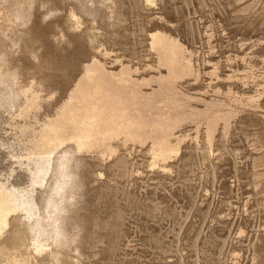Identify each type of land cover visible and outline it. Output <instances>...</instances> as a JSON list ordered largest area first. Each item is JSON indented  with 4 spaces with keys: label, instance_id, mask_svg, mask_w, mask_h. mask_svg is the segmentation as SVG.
Wrapping results in <instances>:
<instances>
[{
    "label": "rangeland",
    "instance_id": "374dc122",
    "mask_svg": "<svg viewBox=\"0 0 264 264\" xmlns=\"http://www.w3.org/2000/svg\"><path fill=\"white\" fill-rule=\"evenodd\" d=\"M0 264H264V0H0Z\"/></svg>",
    "mask_w": 264,
    "mask_h": 264
}]
</instances>
